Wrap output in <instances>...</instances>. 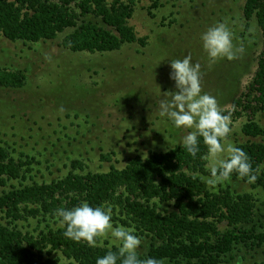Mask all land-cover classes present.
Returning a JSON list of instances; mask_svg holds the SVG:
<instances>
[{"label": "trees", "instance_id": "trees-1", "mask_svg": "<svg viewBox=\"0 0 264 264\" xmlns=\"http://www.w3.org/2000/svg\"><path fill=\"white\" fill-rule=\"evenodd\" d=\"M138 0H0V35L16 42L35 44L65 34L60 46L71 52L107 53L124 44L146 45L128 21ZM160 6L153 0L146 8ZM244 31L255 19L262 36L255 72L244 90L231 100V122L245 116L241 126L245 141L237 143L248 154L257 179L249 183L233 173L231 179L210 189L201 180L208 176L206 147L201 143L195 158L181 145L165 151L135 155L124 167L106 172L84 171L78 161L64 177L50 182L27 183L28 161L0 145V264H95L108 249L64 235L56 209L87 201L110 206L112 220L133 227L149 245L138 252L143 259H163L164 264H228L241 249L264 246V227L258 225V199L237 192L229 182L264 189V0H244ZM172 16V14L170 15ZM175 21L171 19L167 25ZM24 70L0 67V87L24 86ZM234 108V110H233ZM111 153L101 154L110 161ZM78 168L80 172H75ZM31 180V179H28ZM17 181V184L11 183ZM36 221V229L23 231L19 222ZM37 231V232H36ZM115 251V247L112 249ZM57 254V255H56ZM59 254V255H58ZM253 264H264V259Z\"/></svg>", "mask_w": 264, "mask_h": 264}, {"label": "rangeland", "instance_id": "rangeland-1", "mask_svg": "<svg viewBox=\"0 0 264 264\" xmlns=\"http://www.w3.org/2000/svg\"><path fill=\"white\" fill-rule=\"evenodd\" d=\"M152 1L138 0L128 21L138 37H146L143 47L124 44L117 51L91 54L60 46L71 30L53 41L35 44L11 42L0 35V67L26 74L23 87H0V145L29 162L23 168L29 169L27 183L64 177L73 161L80 162L84 171L106 172L110 166L124 167L135 155L145 158L150 151L180 145L178 141L188 130L175 129L159 116L163 93L176 90L169 78L171 59L191 55L200 64L202 91L216 96L222 110L230 109L231 100L251 80L262 36L255 19L248 26L253 32L244 31V0H158L153 18L146 11ZM171 19L175 22L168 26ZM221 20L236 22V43L243 42L246 51L232 61L210 62L199 36ZM256 119L264 126V115ZM245 121L242 116L231 122L228 142L245 141L240 131ZM105 153H111L110 161L101 159ZM229 184L237 192L254 194L258 199L256 223L264 227V189H251L238 181ZM18 225L32 231L37 224L29 220ZM98 242L110 243L108 238ZM148 245L147 239L141 240L138 252ZM262 259L264 246L251 251L243 248L228 264H253Z\"/></svg>", "mask_w": 264, "mask_h": 264}, {"label": "clouds", "instance_id": "clouds-1", "mask_svg": "<svg viewBox=\"0 0 264 264\" xmlns=\"http://www.w3.org/2000/svg\"><path fill=\"white\" fill-rule=\"evenodd\" d=\"M235 23L217 21L200 34L202 50L210 62L232 61L246 51L243 42L236 43ZM246 31L250 35L253 28ZM169 65V78L176 90L163 93L159 116L175 129L188 130L178 143L191 157L200 152L201 143L206 147L202 159L207 161L209 175L201 176L200 180L212 190L229 181L233 173L240 179L247 178L249 183L255 182L257 177L246 151L228 142L231 113L220 108L216 96L202 91L200 64L194 63L191 55H185L169 60ZM56 216L67 238L92 247L99 238L109 239L108 249L96 258L95 264H164L163 259L140 257V236L133 227L114 225L110 206H92L83 201L71 208H57Z\"/></svg>", "mask_w": 264, "mask_h": 264}]
</instances>
